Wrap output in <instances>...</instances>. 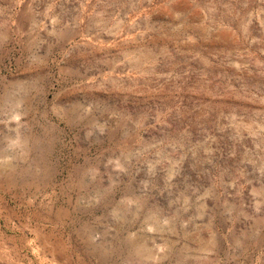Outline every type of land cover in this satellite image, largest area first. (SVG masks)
Returning <instances> with one entry per match:
<instances>
[{
    "label": "rangeland",
    "instance_id": "rangeland-1",
    "mask_svg": "<svg viewBox=\"0 0 264 264\" xmlns=\"http://www.w3.org/2000/svg\"><path fill=\"white\" fill-rule=\"evenodd\" d=\"M0 228L30 264H264V0H0Z\"/></svg>",
    "mask_w": 264,
    "mask_h": 264
},
{
    "label": "crops",
    "instance_id": "crops-1",
    "mask_svg": "<svg viewBox=\"0 0 264 264\" xmlns=\"http://www.w3.org/2000/svg\"><path fill=\"white\" fill-rule=\"evenodd\" d=\"M1 229V228H0ZM21 237L17 234L14 237H7L0 232V264H30V228H24ZM27 234V235H26ZM23 241L26 243L27 256L24 259L19 258V253L23 252Z\"/></svg>",
    "mask_w": 264,
    "mask_h": 264
}]
</instances>
